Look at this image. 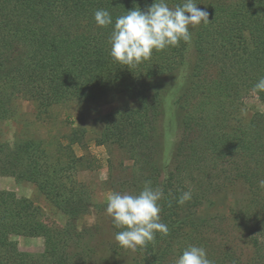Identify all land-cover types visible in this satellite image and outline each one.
I'll list each match as a JSON object with an SVG mask.
<instances>
[{
	"label": "trees",
	"instance_id": "16d2710c",
	"mask_svg": "<svg viewBox=\"0 0 264 264\" xmlns=\"http://www.w3.org/2000/svg\"><path fill=\"white\" fill-rule=\"evenodd\" d=\"M153 2L0 0V128L22 102L42 118L68 102L126 97L130 105L102 117L95 142L115 146L131 162L130 172L115 178L110 159L113 192L139 194L146 182L163 189L160 218L169 229L136 252L119 247L107 201L97 203L92 187L76 178L93 164L73 151L80 133L52 151L36 139L18 138L10 147L0 130V175L32 184L65 219L62 227L48 226L31 199L0 190V264H175L190 245L204 247L213 264H250L244 244L251 261L264 264V112L243 116L248 95L264 105V92L251 91L264 77V0H193L210 24L190 29L191 46L181 41L154 51L134 68L115 62L112 26L98 27L94 12L107 10L114 23ZM166 2L174 8L184 0ZM174 87L181 89L173 102L181 137L166 160L163 120ZM238 188L245 197L235 199L228 217L197 214ZM188 190L192 199L179 205ZM89 216L104 217L114 237L100 257L95 241L103 229ZM15 237L43 238L42 253L21 252Z\"/></svg>",
	"mask_w": 264,
	"mask_h": 264
},
{
	"label": "rangeland",
	"instance_id": "374dc122",
	"mask_svg": "<svg viewBox=\"0 0 264 264\" xmlns=\"http://www.w3.org/2000/svg\"><path fill=\"white\" fill-rule=\"evenodd\" d=\"M169 83H172L168 79ZM173 83L175 84L174 80ZM170 97L168 98L169 112H167L163 120L164 128V151L165 159L167 160L173 144L181 137L180 129L177 125L176 114L173 113V102L180 95V88L174 87ZM178 91H177V90ZM131 102L122 95L114 94L109 96L108 100H100L93 103H76L68 102L59 106H54L47 115L42 118L35 116L33 106L28 102H22L17 109L16 116L4 122L1 125V135L3 140L13 147L16 139H36L44 141L52 151L59 145H66L67 139L76 131L80 133L79 143L73 146V151L77 156L84 155L89 158L90 165L86 171L82 169L76 178L90 185L94 191V199L97 203H104L107 201V196L113 192L110 181H108V165L112 158V168L114 177H122L130 172V164L123 153L119 152L115 146L111 149L107 145H97L95 140L99 139L102 131V117L120 107L130 105ZM255 111L264 112V105L258 100L254 94L248 95L244 99L243 116L249 117ZM111 152V153H110ZM169 161V160H168ZM230 165L231 161L227 162ZM227 166V167H230ZM229 170L228 168H226ZM126 170V174L124 172ZM0 190L14 192L18 197H25L31 199L35 206L38 208L39 217L48 226L62 227L65 219L60 213L59 209L51 207L46 200L36 191L32 184L26 182H16L13 178L0 175ZM245 197V192L238 188L234 193H229L227 196L214 197L213 205L205 209H198L197 214L210 217H228L230 212L234 209L235 199ZM237 202L236 204H239ZM95 216H89L87 222H97L99 227L102 228L101 234L97 237L99 246V256L103 255L106 251L109 242L113 243L114 237L108 227L107 220ZM230 231V230H228ZM18 248L21 252L40 254L43 251V238H26L15 237ZM231 237L229 240H234ZM237 240V238H236ZM243 249L244 259L249 260L250 264H257L251 261L253 252L250 251L249 246L244 244L239 246ZM106 254V253H105ZM106 256H110L107 255ZM259 263V262H258Z\"/></svg>",
	"mask_w": 264,
	"mask_h": 264
},
{
	"label": "clouds",
	"instance_id": "9594fccd",
	"mask_svg": "<svg viewBox=\"0 0 264 264\" xmlns=\"http://www.w3.org/2000/svg\"><path fill=\"white\" fill-rule=\"evenodd\" d=\"M94 21L101 28L112 26L110 56L127 68L137 67L149 60L154 51L177 47L181 41L191 46L190 29L210 24L206 8H198L193 0H184L174 8H170L166 0H154L146 10L136 6L117 17L114 23L107 10L99 9L94 12ZM251 91L255 94L264 92V77ZM260 183L264 187V181ZM192 195L191 190L184 191L177 203L185 204L192 199ZM163 198V189L153 188L151 182H146L139 194H108L105 212L112 218L114 227L120 229L115 234L119 247L136 252L150 243L154 244L157 233L168 235V226L160 218V201ZM175 264H213V261L208 258L204 247L190 245L175 260Z\"/></svg>",
	"mask_w": 264,
	"mask_h": 264
}]
</instances>
